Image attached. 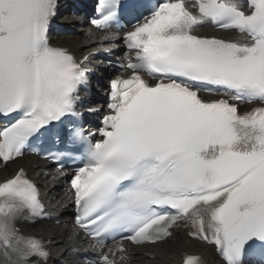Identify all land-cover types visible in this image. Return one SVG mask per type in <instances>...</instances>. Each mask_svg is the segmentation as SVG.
<instances>
[{
  "label": "snow or ice",
  "instance_id": "6c2138e0",
  "mask_svg": "<svg viewBox=\"0 0 264 264\" xmlns=\"http://www.w3.org/2000/svg\"><path fill=\"white\" fill-rule=\"evenodd\" d=\"M58 6L0 0V163L47 137L45 159L79 164L74 223L94 264H127L126 241L156 245L178 227L223 264H264V0H98L100 41L126 49L98 138L78 110L88 57L49 41ZM121 10L134 20L122 36ZM42 218L23 168L0 181V264H48L50 242L21 228Z\"/></svg>",
  "mask_w": 264,
  "mask_h": 264
},
{
  "label": "bare ground",
  "instance_id": "6f19581e",
  "mask_svg": "<svg viewBox=\"0 0 264 264\" xmlns=\"http://www.w3.org/2000/svg\"><path fill=\"white\" fill-rule=\"evenodd\" d=\"M57 20L59 23L64 24L66 22H72L73 18L62 16L57 18ZM81 27L82 29L80 31L83 35H77L69 42L64 39H59L58 45L68 48L78 58L90 57L89 55L91 52L101 48V46H99L101 35L85 29L84 25ZM214 34L218 35V33ZM34 164H36V162L31 158H22L7 164L4 169L0 170V180L12 175L20 167L30 169ZM37 180L40 182L45 181L44 178L39 177H37ZM45 188H48V191L51 189H58L59 195L57 200L60 202L63 201L59 208L61 212L60 216L67 221L69 219V209H61L62 205L67 201V193L61 189L57 182L45 184ZM42 227L43 237L50 242L54 254L57 250L65 249L66 251L65 247H72L76 245L79 240L78 235L71 231L69 227L62 228L61 226H56L53 230H48L46 226ZM21 228L27 234H31L33 231L29 226L24 225L23 222H21ZM144 253H137L134 255L136 259L134 264H181L182 258L186 253L202 255L207 264H221L216 260L211 248L190 240L186 236L185 231L181 229L177 230L170 239L158 246L152 247L150 250H146ZM72 264H76L75 261H73Z\"/></svg>",
  "mask_w": 264,
  "mask_h": 264
},
{
  "label": "rangeland",
  "instance_id": "374dc122",
  "mask_svg": "<svg viewBox=\"0 0 264 264\" xmlns=\"http://www.w3.org/2000/svg\"><path fill=\"white\" fill-rule=\"evenodd\" d=\"M69 38H71V37H69ZM69 38H68V39H69Z\"/></svg>",
  "mask_w": 264,
  "mask_h": 264
}]
</instances>
